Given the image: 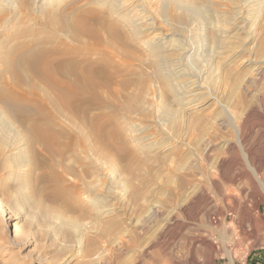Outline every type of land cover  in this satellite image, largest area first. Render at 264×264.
I'll return each instance as SVG.
<instances>
[{"label": "rangeland", "instance_id": "1", "mask_svg": "<svg viewBox=\"0 0 264 264\" xmlns=\"http://www.w3.org/2000/svg\"><path fill=\"white\" fill-rule=\"evenodd\" d=\"M2 4L0 264H90L87 252L234 264L264 252V0ZM87 11L90 35L78 28ZM109 52L113 66L88 72ZM190 84L205 92L200 109L187 108Z\"/></svg>", "mask_w": 264, "mask_h": 264}, {"label": "bare ground", "instance_id": "2", "mask_svg": "<svg viewBox=\"0 0 264 264\" xmlns=\"http://www.w3.org/2000/svg\"><path fill=\"white\" fill-rule=\"evenodd\" d=\"M6 0H0V5H3L2 3L3 2H5ZM50 1V0H49ZM100 1V3H101V6H103V7H105V6H109L110 5V1L111 0H99ZM136 2V1H135ZM35 3V2H34ZM44 4V3H43ZM122 4V3H121ZM192 4H194V3H192ZM35 5H36V3H35ZM141 6V5H140ZM197 7V6H196ZM137 8V7H136ZM118 9V8H117ZM120 10V9H119ZM124 10V9H123ZM116 12V11H115ZM119 12H121V11H119ZM96 13V12H95ZM143 14V13H142ZM92 15V11H87V12H85V13H83L81 16H80V18H81V20H80V22H79V24H78V28L79 29H81V27H82V29L83 30H81L82 31V33H88L89 35L90 34H92V33H94V29L91 27V26H89V24H88V19H89V17ZM142 23H143V21H145V23H149V24H146L148 27H146V29H144V30H150L151 31V34L153 35L151 38H150V40L152 39V41H154L155 42V44L152 46V48H155V47H159V50L161 51V56L162 57H165L166 56V54H168L169 52H171L172 51V49H170V47H166V46H164V45H162L163 43H162V39H163V37L162 36H164L163 34H162V32H157L156 31V27H154L152 24L153 23H151L150 24V22L152 21V18H151V16L150 15H146V17H143L142 18ZM124 23V22H123ZM126 23V22H125ZM140 23V22H139ZM125 25V24H124ZM127 25V24H126ZM146 25H144L143 24V27L144 26H146ZM112 26V25H111ZM152 26V27H151ZM143 27H141V29H143ZM111 28V27H110ZM117 28V27H116ZM145 28V27H144ZM148 28V29H147ZM112 30H113V26H112ZM117 30V31H116ZM115 30V34L116 35H118L120 38L122 37L121 36V33L118 31V30H120V28L118 29H116ZM139 30H140V28H139ZM138 30V31H139ZM141 31V30H140ZM139 31V32H140ZM146 32V31H145ZM123 33V32H122ZM94 36V35H93ZM124 36V35H123ZM166 36V35H165ZM158 41V42H157ZM149 43V42H148ZM115 44V43H114ZM96 45V44H95ZM92 47V46H91ZM95 47V46H94ZM160 47H161V49H160ZM183 47H185V46H183ZM178 48L177 49V51H181V53H182V56H184V60H187V56H185V53L187 52L186 51V47L185 48ZM114 53V52H113ZM179 53V52H178ZM188 53V52H187ZM160 57V56H159ZM167 57H168V55H167ZM168 59V58H167ZM182 59V58H181ZM159 60V59H158ZM114 62V58H113V54H112V52H109V56H107V57H105V58H103L102 60H100V61H97V62H94L93 64H90V66L88 67V72H92V71H94V70H96L97 69V73H96V77H98V75H100V74H103V70L105 69V68H107V67H110V65L111 66H113V63ZM116 62V61H115ZM132 62V61H131ZM166 62V61H165ZM169 63V62H168ZM173 63V62H172ZM180 64V63H179ZM156 65V64H155ZM184 65V64H183ZM156 67V66H155ZM187 67V66H186ZM100 68H101V70H100ZM177 69V68H176ZM47 75H49V76H52V72H51V70L49 69V68H44V70H43ZM160 71V70H159ZM161 72V71H160ZM259 72V71H258ZM176 73V72H175ZM180 73H182V71H178L176 74H180ZM169 75V74H168ZM183 75V74H182ZM176 77V76H175ZM181 77V76H180ZM181 80H183L182 78H181ZM191 80H192V78H191ZM173 81V80H172ZM187 82V81H186ZM184 83V82H183ZM100 84V83H99ZM170 84H171V82H170ZM181 84V83H180ZM186 84H188V83H186ZM98 85V84H97ZM182 85V84H181ZM184 85V84H183ZM192 85L193 86H196L195 84H190V86H191V88H192ZM189 86V87H190ZM181 87V86H180ZM182 87H185V86H182ZM201 87L202 86H200V85H198V86H196V87H193L194 89H191L190 91H188V92H185L186 94L184 95L185 96V99L187 100H185L186 101V104H188L189 106L187 107L188 109H189V107L190 108H194V107H197L196 109H200L201 107H203V104H201V100H203V98L205 97V92L204 93H202V92H200L201 91ZM166 88H168V87H166ZM190 89V88H189ZM84 93V91L83 90H80V91H78V92H75V93H71V92H68L67 94H66V97H68V101H69V99L72 97V96H74V95H80V94H83ZM204 96V97H203ZM207 96V95H206ZM203 97V98H202ZM198 102V103H197ZM189 110H192V109H189ZM45 139H46V137L44 136V135H42ZM240 140V139H239ZM43 142V141H42ZM36 205H37V209H39V211L43 214V215H45V216H51V212L50 211H48L41 203H39V202H36ZM5 213H6V216H9V214L7 213V210H6V208H5V206H4V203L2 202V200H0V218L2 219V217H4V215H5ZM14 227H15V231H18V229L20 228V225H19V223L18 222H15L14 223ZM249 235H254V233L253 232H251V233H249ZM85 257H87V260L89 261V263L90 264H108L107 262H104L102 259H101V257H100V255L97 253V252H94V253H90V252H87V254L85 255ZM84 259V258H83ZM37 263V261L34 259L33 261H32V263L31 264H36Z\"/></svg>", "mask_w": 264, "mask_h": 264}, {"label": "crops", "instance_id": "3", "mask_svg": "<svg viewBox=\"0 0 264 264\" xmlns=\"http://www.w3.org/2000/svg\"><path fill=\"white\" fill-rule=\"evenodd\" d=\"M234 264H264V252L257 251L246 260L237 261Z\"/></svg>", "mask_w": 264, "mask_h": 264}]
</instances>
